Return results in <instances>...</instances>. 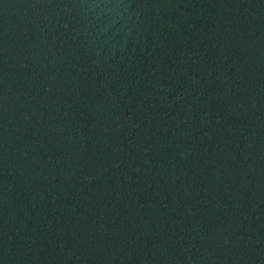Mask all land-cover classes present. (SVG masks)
I'll use <instances>...</instances> for the list:
<instances>
[{
    "label": "trees",
    "instance_id": "trees-1",
    "mask_svg": "<svg viewBox=\"0 0 264 264\" xmlns=\"http://www.w3.org/2000/svg\"><path fill=\"white\" fill-rule=\"evenodd\" d=\"M0 264H264V0H0Z\"/></svg>",
    "mask_w": 264,
    "mask_h": 264
}]
</instances>
